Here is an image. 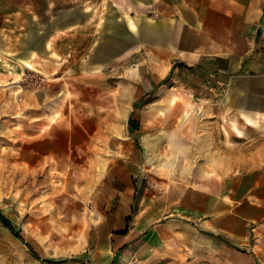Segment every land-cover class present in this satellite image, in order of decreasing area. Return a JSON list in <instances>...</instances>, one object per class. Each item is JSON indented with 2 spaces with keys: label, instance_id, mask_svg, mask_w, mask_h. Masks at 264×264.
<instances>
[{
  "label": "crops",
  "instance_id": "1",
  "mask_svg": "<svg viewBox=\"0 0 264 264\" xmlns=\"http://www.w3.org/2000/svg\"><path fill=\"white\" fill-rule=\"evenodd\" d=\"M41 11L67 37L56 50L46 29L45 51L96 125L86 137L118 139L119 122L130 139L82 193L90 226L75 263L264 264V0H0V35ZM52 123L41 152L54 157L65 131ZM0 215L24 238L14 207ZM39 260L0 219V264Z\"/></svg>",
  "mask_w": 264,
  "mask_h": 264
},
{
  "label": "rangeland",
  "instance_id": "2",
  "mask_svg": "<svg viewBox=\"0 0 264 264\" xmlns=\"http://www.w3.org/2000/svg\"><path fill=\"white\" fill-rule=\"evenodd\" d=\"M107 12L106 6L90 10V14H101L100 18ZM51 18V12H28L8 21L1 29L0 208H15L22 235L42 260L77 264L74 261H79L78 252L88 237L92 204V197L87 199L88 204L82 193L91 192L93 184L102 180L110 160L124 155V142L130 139L123 137L127 136V128L119 122L118 139L86 137L95 123L74 111L77 108L70 104L66 85L50 71L61 59L56 54L50 55V42L46 55V29L48 35L58 36L54 41L56 50L61 44L67 47V37L61 41L60 20ZM56 102L62 104L55 106ZM51 117L52 124H60L65 131L62 141L53 139L61 141L63 152L53 153L54 157L41 152L45 148H41V142L48 132L52 133L51 126L46 127ZM34 122L42 123L41 130L31 132L36 129L25 128L24 125ZM110 141H116V150ZM167 159V155H162L158 162ZM94 173L95 182L89 180ZM86 180L90 181L89 190L85 187ZM42 260L37 264H44Z\"/></svg>",
  "mask_w": 264,
  "mask_h": 264
},
{
  "label": "trees",
  "instance_id": "3",
  "mask_svg": "<svg viewBox=\"0 0 264 264\" xmlns=\"http://www.w3.org/2000/svg\"><path fill=\"white\" fill-rule=\"evenodd\" d=\"M146 101H147V99H146ZM133 123V121L132 120H130V126H131V124ZM0 219L3 221V223H4V225L7 227V228H9L11 231H12V233L20 240V241H22L28 248H29V250H30V252L36 257V258H38V259H40V257H39V255L37 254V252L28 244V243H26L25 242V240H24V238L20 235V233L19 232H16L15 231V229H14V227L11 225V223L8 221V220H6V219H4L1 215H0ZM67 262H69L68 260H63V261H53V262H48L49 264H66ZM74 262H80V261H78V260H75Z\"/></svg>",
  "mask_w": 264,
  "mask_h": 264
},
{
  "label": "bare ground",
  "instance_id": "4",
  "mask_svg": "<svg viewBox=\"0 0 264 264\" xmlns=\"http://www.w3.org/2000/svg\"><path fill=\"white\" fill-rule=\"evenodd\" d=\"M39 125H33V128H37Z\"/></svg>",
  "mask_w": 264,
  "mask_h": 264
}]
</instances>
